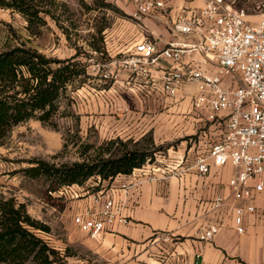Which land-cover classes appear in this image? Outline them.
<instances>
[{"label":"built area","instance_id":"2783aa9c","mask_svg":"<svg viewBox=\"0 0 264 264\" xmlns=\"http://www.w3.org/2000/svg\"><path fill=\"white\" fill-rule=\"evenodd\" d=\"M106 1L116 5L122 0ZM194 1L197 7H182L169 20L165 0H128L131 8L123 13L136 29L137 39L92 69H101L104 79H116L124 72L141 89L171 99L186 86L194 87L191 110L202 113L203 123L218 130V137L204 142L206 151L196 154L188 168L199 176L227 164L236 169L227 183L232 200L228 210L235 231L242 234L244 217L255 211L254 195L264 192V0H254L250 12L237 6L248 0ZM157 16L176 36L162 48L145 22ZM187 38L193 40L184 41ZM149 161L127 174L132 185L185 171L182 160L163 166ZM128 186L121 185L122 189ZM59 191L61 195L71 192L75 199L88 194L77 185ZM88 195L98 208L75 213L72 223L89 238L98 240L108 227L128 223L112 198L100 202L96 194ZM226 200L221 194L214 196L211 211H222ZM220 228L219 221L208 222L195 232V239L212 242ZM160 239L170 242L172 237L163 233Z\"/></svg>","mask_w":264,"mask_h":264},{"label":"rangeland","instance_id":"374dc122","mask_svg":"<svg viewBox=\"0 0 264 264\" xmlns=\"http://www.w3.org/2000/svg\"><path fill=\"white\" fill-rule=\"evenodd\" d=\"M253 1L240 2L237 6L250 12ZM55 2L58 6L52 11L53 17H45L46 24L36 35L27 31L26 22L18 13L0 7V48L5 43H24L49 58L58 59L78 52L80 60L88 64L90 76L70 92L73 104L69 110L78 116V133L75 135L76 127L70 116H60L56 130L36 120L14 127L0 142V197L23 203L31 218L47 226L48 232L34 230V233L62 258L64 250L54 246L65 244L74 229L73 204L94 193L101 184L97 178L88 179L80 185L88 194L75 199L71 192L61 195L60 188L48 192V180L26 177L22 169L31 166L32 160L52 164L73 162L78 158L80 144L99 145L116 137L138 140L140 147L149 153V162L163 166L174 156L183 155L185 160L187 149L181 142L188 146L194 136L180 132L188 125L183 117L187 102L176 106L173 99L162 94L137 89L134 86L137 82L123 72L116 79H104L101 69H92L108 61L105 41L127 19L122 10L106 0ZM99 28H102L100 34L96 32ZM23 264L35 263L28 259Z\"/></svg>","mask_w":264,"mask_h":264},{"label":"crops","instance_id":"0c3cea01","mask_svg":"<svg viewBox=\"0 0 264 264\" xmlns=\"http://www.w3.org/2000/svg\"><path fill=\"white\" fill-rule=\"evenodd\" d=\"M165 3L169 9V20L174 19L182 7L198 6L194 0H165ZM114 6L122 11L131 8L128 0ZM145 22L158 40L159 48L165 42L176 39L166 29L163 18L148 17ZM122 23L120 29L111 31L109 40L105 41L108 56L117 55L138 37L130 22L123 20ZM192 40L187 38L184 41ZM123 75L127 76L126 73ZM134 86L141 89L138 83ZM194 94V87L186 86L173 99L176 106L187 102L186 116L183 117L188 125L180 132L194 136V139L188 146L185 141L181 142L184 143L182 147L187 149L186 159L183 160V155L174 156L173 160L164 164L172 165L182 160L181 166L185 171L177 176L168 175L164 180L138 185H132L133 180L127 175L103 181L94 194L99 196L100 202L106 197L112 198L128 223L108 227L98 240L89 238L74 226L66 243L54 246L64 250V264H264V192L254 195L252 203L255 211L244 217L243 233L238 234L228 210L232 200L227 185L236 169L227 164L199 176L194 169L188 168L196 154L206 151L204 142L218 137V130L203 123V114L191 110ZM122 184L129 186L122 189ZM217 194L227 198L226 206L220 212H212L211 201ZM86 208H98L92 203L91 195L77 200L72 211L75 214ZM213 221L221 223L213 241L195 239V232ZM163 233L169 234L172 240L163 242L160 239Z\"/></svg>","mask_w":264,"mask_h":264},{"label":"trees","instance_id":"16d2710c","mask_svg":"<svg viewBox=\"0 0 264 264\" xmlns=\"http://www.w3.org/2000/svg\"><path fill=\"white\" fill-rule=\"evenodd\" d=\"M55 0H0V7L18 13L26 22L27 31L36 35L53 17ZM98 34L102 28L97 29ZM87 63L78 52L64 59L49 58L24 43H5L0 48V142L16 126L29 120L58 129V118L70 116L78 133V116L69 110L73 104L70 92L82 86L90 77ZM71 89V90H70ZM66 147L67 145H63ZM78 158L70 163L52 164L32 160L22 169L31 179L49 181L48 192L63 186L83 185L90 178L111 181L117 175H127L141 167L149 156L139 141L118 137L99 145L82 143ZM34 230L49 228L31 218L23 203L14 198L0 197V263L23 264L30 259L35 264L63 263L57 251L50 248Z\"/></svg>","mask_w":264,"mask_h":264}]
</instances>
